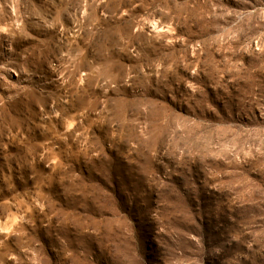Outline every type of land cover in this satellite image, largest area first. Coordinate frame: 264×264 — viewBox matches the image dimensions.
Segmentation results:
<instances>
[{
    "label": "rangeland",
    "instance_id": "rangeland-1",
    "mask_svg": "<svg viewBox=\"0 0 264 264\" xmlns=\"http://www.w3.org/2000/svg\"><path fill=\"white\" fill-rule=\"evenodd\" d=\"M0 264H264V0H0Z\"/></svg>",
    "mask_w": 264,
    "mask_h": 264
}]
</instances>
